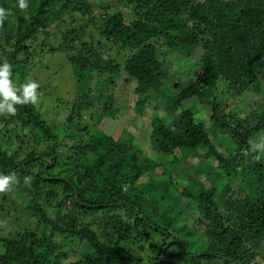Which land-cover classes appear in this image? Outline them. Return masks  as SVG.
Wrapping results in <instances>:
<instances>
[{
  "label": "trees",
  "instance_id": "16d2710c",
  "mask_svg": "<svg viewBox=\"0 0 264 264\" xmlns=\"http://www.w3.org/2000/svg\"><path fill=\"white\" fill-rule=\"evenodd\" d=\"M0 2L11 13L0 27V64L12 65L13 80L20 66L40 68L62 53L80 91L62 126L32 105L0 116V174L18 179L0 195V264H256L264 249V156L255 161L249 141L264 135V100L248 116L224 114L217 88L229 67L208 66L184 87L169 88L161 57L209 46L214 28L241 27L249 46L259 44L264 66V7L245 6L233 21L214 22L197 0H27V11L18 0ZM61 5L72 22L81 19L63 28ZM236 75L258 76L253 67ZM133 81L139 117L155 105L152 95L171 100L178 93L175 128L154 106V159L142 157L136 136L115 138L98 126L121 114ZM192 99L209 102L210 129L229 138V154L192 108L180 109ZM222 179L228 195L218 198ZM19 207L28 225L9 231L20 222ZM209 239L210 248L190 251Z\"/></svg>",
  "mask_w": 264,
  "mask_h": 264
},
{
  "label": "rangeland",
  "instance_id": "374dc122",
  "mask_svg": "<svg viewBox=\"0 0 264 264\" xmlns=\"http://www.w3.org/2000/svg\"><path fill=\"white\" fill-rule=\"evenodd\" d=\"M103 1L105 0H99L100 3ZM251 5L264 7V0H197V6L200 13L207 14L208 18L214 22L233 21L245 6ZM0 7H2V2H0ZM97 7L98 6L94 4L95 10H97ZM57 9L63 16V19L68 22L61 25L65 28L66 24L70 25L69 21L71 18L69 16L71 9L64 8L62 5ZM77 18L81 19V17L76 14V17L73 16V22L72 19L70 22L75 24L78 20ZM238 28L239 29L231 31L227 28L223 30H216L214 28L212 42L206 47L200 45L183 51L165 50L164 52H166V54L163 55L161 59L166 61L165 70L167 71V75L165 80L169 88L174 87V84L176 83L184 87L189 84L190 80L193 79L196 74L208 66L211 67L220 65L222 70L225 69V66L229 67V69L226 68L224 70L226 76L224 75V77L221 78L219 82L220 85L217 88L218 102L220 103L224 114L235 115V113H238L237 115H239V117H245L252 111L259 110L260 105L263 104L264 100V66L260 64V47L259 44L256 45L255 41L252 46H249L247 43L249 39L245 40V37L242 36V28ZM262 33L264 34V30ZM262 33L260 32L257 34L261 35ZM253 36L254 35H250V37ZM252 39L253 38H251V40ZM247 67H253L254 71H256V74H258L256 80L255 78L241 79L237 77V71L244 74ZM226 77L231 82L230 84L235 87V90L232 89V91L228 88V80H223V78ZM32 79L36 80L42 88L40 91L42 94L41 103L37 105L38 110L41 111L43 116L48 118L52 124L62 126L67 118L69 110L73 107L75 102H77L80 95L76 74H74L70 65L66 66L64 55L59 53L55 56H49L42 62V66L40 68H34L30 71L28 68L20 66L19 73L14 82L22 84ZM253 79L255 80V83L254 85H251L250 81ZM136 86V81H133V89L130 91L132 94L128 97L126 94L127 99L123 98L126 104L123 106L121 114L114 120L107 118L104 119L98 126L100 130L105 131L115 138L122 137L127 139L130 135L136 136L139 140L137 143L141 147L140 150L142 157L154 159V152L157 147L155 145V141L148 138L151 134L150 126H152V119L150 118H154L155 116L153 113L156 110L154 106H162L161 112L163 113L164 118L167 120L171 128H175V124H178L179 119L177 113L175 112V108L177 106L176 96H178V93L177 95H174L171 100H166L162 97L164 93L161 95L158 94L157 96L152 95L150 98L155 105L147 109V115L145 117H139L133 109L137 101V98H135ZM171 93L174 92L171 91ZM166 97H170V94ZM118 104H121L120 101ZM95 105L97 107L102 105V103L99 104L96 102ZM180 106V109L189 107L192 108L196 112V117L200 121L206 123L207 128L210 130L213 143L218 148L223 150L224 154H229L231 152V150L227 148L229 138L221 135L214 136L215 131L210 129L212 126L210 123L212 107L207 100L204 102H199L196 99L186 100L183 101ZM140 133H142L141 137H139ZM259 135L261 134H258V137L255 140L259 139ZM161 158L162 157L160 156L159 161ZM140 163L142 164L143 161L141 160ZM215 171L217 170L214 169L213 172ZM205 174L210 176V178L207 179V182H210L212 175L208 173ZM146 180L147 177L143 178V182ZM201 181L203 184L205 183L202 179ZM180 184L187 186V183L182 179H180ZM228 184V181L223 179L216 182L219 192L218 198L219 196L226 194L225 191ZM226 195H228V193ZM17 200L20 203L23 202L21 197ZM227 206H229V204ZM22 208H17L18 211L16 213L18 215L19 212L21 213L18 217V220H20L19 224H9L7 230L12 227L14 228V226L22 227L24 223L25 225H28V219L26 218L28 215ZM225 211L226 210L223 208L222 212L225 213ZM9 231L6 232L9 233ZM211 244L214 243L210 239L208 241H201L190 251L195 254L202 248H210ZM65 249L69 251L71 249L70 244ZM261 252L262 255L257 258L256 264H264V249L261 250Z\"/></svg>",
  "mask_w": 264,
  "mask_h": 264
},
{
  "label": "clouds",
  "instance_id": "9594fccd",
  "mask_svg": "<svg viewBox=\"0 0 264 264\" xmlns=\"http://www.w3.org/2000/svg\"><path fill=\"white\" fill-rule=\"evenodd\" d=\"M20 10L27 11L29 5L27 0H18ZM11 13L0 7V27L4 26L5 20ZM40 84L32 79L25 83L17 84L13 80L12 65L8 62L0 64V116H15L18 112L17 106L32 105L41 103V93L38 91ZM250 151L253 159L259 161L264 156V135L258 140L249 141ZM18 183L15 174H0V195L9 193L13 186ZM25 185L30 186L31 177L24 178Z\"/></svg>",
  "mask_w": 264,
  "mask_h": 264
},
{
  "label": "water",
  "instance_id": "95a60500",
  "mask_svg": "<svg viewBox=\"0 0 264 264\" xmlns=\"http://www.w3.org/2000/svg\"><path fill=\"white\" fill-rule=\"evenodd\" d=\"M46 169V168H45ZM170 244H172V241H170ZM191 257H193V256H191ZM162 261H164V257H163V255H162Z\"/></svg>",
  "mask_w": 264,
  "mask_h": 264
},
{
  "label": "crops",
  "instance_id": "0c3cea01",
  "mask_svg": "<svg viewBox=\"0 0 264 264\" xmlns=\"http://www.w3.org/2000/svg\"><path fill=\"white\" fill-rule=\"evenodd\" d=\"M249 33H251V32H249Z\"/></svg>",
  "mask_w": 264,
  "mask_h": 264
}]
</instances>
